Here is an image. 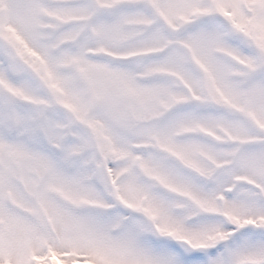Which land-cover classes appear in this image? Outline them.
<instances>
[{
    "label": "snow or ice",
    "instance_id": "snow-or-ice-1",
    "mask_svg": "<svg viewBox=\"0 0 264 264\" xmlns=\"http://www.w3.org/2000/svg\"><path fill=\"white\" fill-rule=\"evenodd\" d=\"M0 264H264V0H0Z\"/></svg>",
    "mask_w": 264,
    "mask_h": 264
}]
</instances>
